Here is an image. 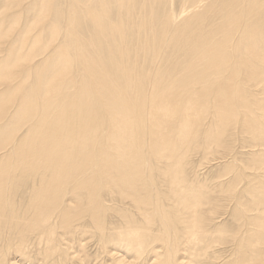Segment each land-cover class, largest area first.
Masks as SVG:
<instances>
[{
	"label": "bare ground",
	"instance_id": "6f19581e",
	"mask_svg": "<svg viewBox=\"0 0 264 264\" xmlns=\"http://www.w3.org/2000/svg\"><path fill=\"white\" fill-rule=\"evenodd\" d=\"M90 236L264 264V0H0V264H89Z\"/></svg>",
	"mask_w": 264,
	"mask_h": 264
},
{
	"label": "rangeland",
	"instance_id": "374dc122",
	"mask_svg": "<svg viewBox=\"0 0 264 264\" xmlns=\"http://www.w3.org/2000/svg\"><path fill=\"white\" fill-rule=\"evenodd\" d=\"M22 20H23V18L19 21V22H22ZM224 116V115H223ZM201 132L202 131H199V132H197V133H195V139H196V142H198V141H200L201 140ZM242 140H243V143L246 141V138H242ZM195 142V143H196ZM223 145L225 146V148L224 147H222V146H219L220 147V151H219V153H218V155H226L229 151H227L226 150V146H230L231 145V143H230V140H229V138H225L224 140H223ZM201 149H202V147H200V146H196V147H194V148H192V150H193V155L189 158V161H190V163H191V166H197L196 168L199 170V172L202 174V172L204 173V174H202V175H207L209 178L215 173V175H221V174H224L225 172H223V173H221V174H218L220 171H221V168H219L223 163H225V161H226V159L225 160H223V163H219V162H217L216 163V161H217V159H216V161H214L215 159H213V161H211L210 159H209V161H206V160H208L206 157H204V154H201L200 153V151H201ZM199 163V164H198ZM201 163H205L204 164V166L203 165H201ZM209 163V164H208ZM211 163V164H210ZM218 163L220 164V165H218ZM208 164V165H207ZM212 164H213V166H212ZM215 165L216 166H219V167H215ZM212 166V167H211ZM209 167H211L210 169H209ZM203 169V170H202ZM209 169V170H208ZM223 169H225V168H223ZM209 171H210V173H209ZM208 173H209V175H208ZM207 176H206V179H207ZM209 178L207 179V180H209ZM211 180V179H210ZM224 202H226V201H224ZM227 203V202H226ZM85 241V242H84ZM84 245H85V252L88 254V256H89V264H93L92 263V259H91V257H93L94 258V260L95 259H97V260H95L96 261V263L97 264H100L101 263V261H102V263L101 264H119L117 261H112V260H110L109 258L108 259H106V256L104 255V253L102 252V249H100V248H97V247H99L100 246V244L99 243H97V240H96V237L94 236V237H92V236H90V237H86V238H84L83 239V242H82ZM105 246H107L108 247V245L106 244ZM102 247V246H101ZM220 247H224V246H217V245H215V247H214V249H221ZM103 248V247H102ZM104 249V248H103ZM122 249H120V251H121ZM120 253H123V252H120ZM129 255L128 256H130L129 257V259L128 260H132L133 261V258L135 257V260H138L139 262L141 261L140 259H142V256H139V255H135L134 253H128ZM131 254L133 255V256H131ZM137 258V259H136ZM119 259V258H118ZM214 259H217V257H214ZM134 260V261H135ZM16 262V264H22V262L20 261V258H17L16 260H15ZM100 261V262H99ZM133 261V262H134ZM212 261H214V263L215 262H217V261H215V260H212ZM27 264H28V262H27ZM30 264V263H29ZM31 264H33V263H31ZM35 264H39V263H35ZM135 264H138L137 262L135 263ZM140 264V263H139ZM216 264V263H215Z\"/></svg>",
	"mask_w": 264,
	"mask_h": 264
}]
</instances>
